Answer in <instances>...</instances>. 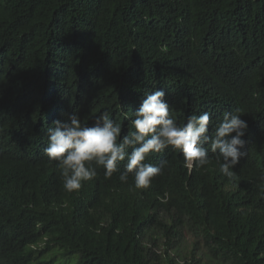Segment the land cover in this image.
Instances as JSON below:
<instances>
[{
    "label": "trees",
    "instance_id": "16d2710c",
    "mask_svg": "<svg viewBox=\"0 0 264 264\" xmlns=\"http://www.w3.org/2000/svg\"><path fill=\"white\" fill-rule=\"evenodd\" d=\"M163 89L177 122L239 108L232 178L166 149L144 189L97 176L63 187L47 129L103 112L131 129ZM235 135V133H233ZM129 151H131L129 149ZM191 237V238H190ZM264 264V0H0V264Z\"/></svg>",
    "mask_w": 264,
    "mask_h": 264
},
{
    "label": "clouds",
    "instance_id": "9594fccd",
    "mask_svg": "<svg viewBox=\"0 0 264 264\" xmlns=\"http://www.w3.org/2000/svg\"><path fill=\"white\" fill-rule=\"evenodd\" d=\"M165 97L163 89L145 93L134 118L128 120L131 130L123 136L120 123L107 111L94 117L92 126L82 123L78 114L70 115L66 122L55 120L47 129L48 143L43 152L56 162L64 189L78 190L82 182L97 176L99 168L110 179L125 161L119 180L127 183L131 174L135 188H147L162 168L145 160L166 149L181 153L187 167L195 164L198 169L211 163V152L219 172L232 178V170L247 155L244 137L248 123L241 118V110L224 112L209 135L210 112L192 114L186 122H177Z\"/></svg>",
    "mask_w": 264,
    "mask_h": 264
},
{
    "label": "rangeland",
    "instance_id": "374dc122",
    "mask_svg": "<svg viewBox=\"0 0 264 264\" xmlns=\"http://www.w3.org/2000/svg\"><path fill=\"white\" fill-rule=\"evenodd\" d=\"M191 238V237H190ZM55 257V260L49 264H78L79 258L78 255H65L63 251H58L57 254H52V255H43L40 259L44 258L46 261H50L51 258Z\"/></svg>",
    "mask_w": 264,
    "mask_h": 264
}]
</instances>
